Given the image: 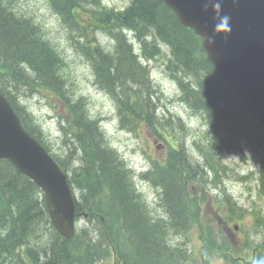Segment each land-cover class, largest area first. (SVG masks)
<instances>
[{
  "label": "trees",
  "instance_id": "1",
  "mask_svg": "<svg viewBox=\"0 0 264 264\" xmlns=\"http://www.w3.org/2000/svg\"><path fill=\"white\" fill-rule=\"evenodd\" d=\"M78 1L48 0L71 35L72 25L65 15L68 5L81 9ZM59 2L62 7L56 8ZM132 2L124 16L116 17H120L121 25L135 29L136 33L131 34L142 42L138 45L144 57L165 56L161 43L169 48L171 58L167 68L179 86L180 100L207 128L196 145L202 164L184 149L186 138H191V129L180 118L159 115L156 102L160 98L151 96L149 73L134 52L130 33L102 19V25L98 26L115 41L114 53L94 46L90 31L87 42L78 44L77 51L92 61L101 87L115 98L123 129L132 132L129 126L137 132L147 126L157 135H169L178 147L174 145L162 160H153L152 170L142 175L162 188L160 204L168 219L156 220L153 216L152 206L135 188L131 170L112 149L98 123L90 120L81 98L76 103H67L72 138L66 137L65 144L69 155L81 160L80 168L76 169L80 175L76 186L81 189V202L97 208L94 217L88 220L90 225L92 220V226L81 230L72 240L62 237L49 226L37 185L9 161L0 160V264H102L111 255L110 245L115 246L124 264H184L185 244H177L176 238L196 228L201 242L213 251L225 250L217 243L212 223L203 222L200 198L205 197L206 184H216V175L224 168L220 154L238 144L257 145L264 151V129L253 123L226 86L208 60L201 39L184 27L162 0ZM13 6L11 0H0V66L4 69L0 86L6 90L15 88L16 93L8 90V97L21 106L26 129L45 144L40 128L24 112L27 107L20 98L21 89L26 87L31 92L39 83L58 96L71 95L60 75L63 57L47 40L42 26ZM206 172L213 178L209 180ZM260 180V193L264 197V163ZM192 186H201V192H193ZM224 203L226 212L234 217V204L229 196ZM223 219L227 220L228 214ZM38 222L47 228L41 235L35 230ZM226 240L223 239V244ZM245 241L250 244L247 238ZM248 247L250 253L253 247Z\"/></svg>",
  "mask_w": 264,
  "mask_h": 264
},
{
  "label": "rangeland",
  "instance_id": "2",
  "mask_svg": "<svg viewBox=\"0 0 264 264\" xmlns=\"http://www.w3.org/2000/svg\"><path fill=\"white\" fill-rule=\"evenodd\" d=\"M11 1L18 12L32 17L43 27L46 38H48L59 50L63 57V74L66 79H68V90L73 92L75 97H83L87 100L90 114L93 117L105 120L103 125L112 147L118 151L137 175L150 170L151 166L147 153L153 157L161 156L165 148L164 143L158 141L155 147L148 132L145 131L146 129L140 130L138 133H128L121 129L119 118L117 117L116 102L108 92L99 89L98 86L95 85L96 76L90 63L85 61L76 52L77 48L72 44L73 41L69 38L68 31L64 28L58 15L52 11L48 2L45 6V0ZM105 3L109 7H123L126 0H105ZM99 39L104 49L113 50L114 44L106 35L100 34ZM151 67L153 71L152 79L161 91L159 113L169 116V110L175 118L181 117L186 122H190V126L192 127L190 135L192 139L188 142V146L192 148V154L195 157L197 153L193 148L195 146L194 141L203 136L206 129L202 119L196 114H193L188 106L182 104L180 101V90L177 84L166 74L162 65L160 63H152ZM21 91L23 95H20V98L23 104L27 106V109L35 116L42 126L47 135V140L51 146L52 152L62 158H66L63 145L61 140H59V127L62 126L63 122L60 121V123L58 121V112L48 103L49 93L39 89L29 92L26 87H22ZM254 157L258 159L257 156L251 154L249 151H246L244 154H241L239 151L234 154L224 155L223 161L228 166V171L226 172L227 174H221L217 179L221 183L220 188L222 190L225 189L229 195L235 198L238 205L246 210H251L254 206L258 208L262 206L258 198V165ZM195 159L199 162L197 156ZM200 161L203 162L202 157H200ZM77 162V158H75V162H68V165L70 167H76L78 166ZM250 173H253L254 176H250ZM70 175H72V172H69V176ZM243 176L248 177V179L241 180ZM136 184L145 198L152 203V211L157 216H166L165 210H163L159 201H157L159 196L156 187L142 181L139 177L136 178ZM218 192L220 191L218 190ZM76 193L79 196V192L77 191ZM208 194L209 198L216 196V194H214V189H211V191L209 190ZM211 205V203H206L204 207H211ZM235 222H239L241 230H236L234 234L228 235V241L236 248L234 252H239L245 248L240 244H237L236 247L235 241L242 242L241 240H243L244 237L243 231L249 232L252 220L251 217L248 216L243 221L239 219L235 220ZM234 224L231 225L232 229H234ZM44 228L47 229L44 224L38 222V227L35 230L37 234L41 235L44 232ZM187 239L188 237H183L179 239V241L183 242ZM189 239L190 243L196 245L198 238H196L195 235L190 236ZM252 240H254L253 236ZM176 241H178L177 238ZM44 242H46V240H44ZM261 242H263L262 236H260L259 242L256 243ZM260 251L264 253V248H259L258 252ZM252 258L253 256L248 255V262L251 261ZM106 260L107 259H105L102 264H105ZM205 262L207 261H201L202 264ZM108 264H112V258ZM216 264H221V262L217 261Z\"/></svg>",
  "mask_w": 264,
  "mask_h": 264
},
{
  "label": "water",
  "instance_id": "3",
  "mask_svg": "<svg viewBox=\"0 0 264 264\" xmlns=\"http://www.w3.org/2000/svg\"><path fill=\"white\" fill-rule=\"evenodd\" d=\"M166 2L178 9L181 2L191 7L195 5L193 1L188 3L185 0ZM216 2L219 0L200 3L199 12L195 14H200L202 20L196 27L207 37L204 45L211 59L218 66L226 64L228 69L221 67V72L231 90L243 105L264 122V57L258 56L257 51V35L262 34L264 41V18L259 19L261 31H258L259 26L247 25V31L242 30L235 37L234 22L231 21L227 30L216 31L219 21L213 7ZM240 40V45L236 44ZM233 60L239 61L235 71ZM5 108L7 110L0 107V158L9 159L46 191V202L54 225L65 237H73L75 209L70 193H67L69 187L66 178L59 177L57 166L45 157L43 151L38 153V144L23 130L19 119Z\"/></svg>",
  "mask_w": 264,
  "mask_h": 264
},
{
  "label": "bare ground",
  "instance_id": "4",
  "mask_svg": "<svg viewBox=\"0 0 264 264\" xmlns=\"http://www.w3.org/2000/svg\"><path fill=\"white\" fill-rule=\"evenodd\" d=\"M102 2H103V0H102ZM48 4H49V2H48ZM50 6V5H49ZM13 8H14V6H13ZM51 8V7H50ZM15 9V8H14ZM60 19V18H59ZM62 22V21H61ZM63 24V23H62ZM64 25V24H63ZM65 27V26H64ZM43 28V27H42ZM44 30V29H43ZM67 30V29H66ZM68 31V30H67ZM45 32V31H44ZM69 33V35H71L70 34V31L68 32ZM104 35H106L112 42H113V44H114V47H115V41L113 40V38L110 36V35H108V33L106 32V31H104V33H103ZM129 38H130V42L134 45V52H135V54L139 57V55H138V53H137V51L139 52V50H138V48L136 47V45H138V44H136L135 45V43L133 42V40L134 41H136L135 40V38H133V34H129ZM133 39V40H132ZM51 42V41H50ZM52 43V42H51ZM74 44V46L77 48V50H78V45L77 44H75V43H73ZM114 47H113V50L111 51V50H107V52L109 51V52H112V53H114ZM62 56V55H61ZM140 59V58H139ZM63 62V61H62ZM142 62V61H141ZM142 64H143V62H142ZM143 66H145L144 64H143ZM94 73H95V70H94ZM95 76H96V73H95ZM96 80H98V78H97V76H96ZM101 85V84H100ZM33 89V88H32ZM102 90H105L106 91V89H104V88H101ZM180 90V89H179ZM33 91H34V89H33ZM70 91V90H69ZM106 92H108V91H106ZM111 95V94H110ZM67 96L68 97H70V98H72V95H70V94H67ZM112 96V98L114 99V101L116 102V100H115V98L113 97V95H111ZM180 96H181V94H180ZM181 101V100H180ZM74 103H76V102H74ZM182 104H183V102H182ZM24 105V104H23ZM183 105H185V104H183ZM24 106H26V105H24ZM27 107V106H26ZM116 107H118V104H117V102H116ZM27 111H28V109H27ZM194 114V113H193ZM198 116V115H197ZM166 117H174L171 113H169V116H166ZM162 118V117H161ZM90 120H92V121H94V120H100V121H105L104 119H99V118H95V117H93L92 115H90ZM60 122V121H59ZM61 123V122H60ZM62 125H64V123L62 124ZM126 126H127V123H126ZM130 130H132V132L131 131H129V130H127V132L128 133H136L134 130H135V128H132V127H129V126H127ZM107 140V139H106ZM108 144V143H107ZM244 146H247V144H244ZM80 156V155H79ZM77 163H78V166H76V169H79L80 167V164H79V162H81V160H79V158H77ZM222 164V163H221ZM222 166L224 167L220 172H219V174L218 175H216V178H215V180L217 181V183L215 184V185H221V183H220V181H218L217 179H218V177L221 175V174H227L226 172L228 171V169H227V167L228 166H225L224 164H222ZM203 174V173H202ZM201 174V175H202ZM206 174L207 175H209V174H211V173H207L206 172ZM205 174V177L207 176ZM79 174H77V172L75 171V185H77L76 183L77 182H79ZM200 176V175H199ZM204 178V177H203ZM213 177H210V175H209V180L210 179H212ZM207 181V180H206ZM135 185V184H134ZM211 185V184H210ZM206 186H207V184H206ZM209 186V185H208ZM154 187H156V189L157 190H159V195H160V197L162 196V192H163V190H162V188L160 187V186H154ZM135 188H136V190H137V187L135 186ZM260 190H261V180H260V184H259V186H258V192H259V197H262V195H261V193H260ZM144 199H146L145 197H143ZM147 200V199H146ZM81 201H82V198H81ZM148 201V203L152 206V203L151 202H149V200H147ZM159 204H160V199H159ZM160 206H161V204H160ZM162 207V206H161ZM164 210V209H163ZM153 213V216L154 217H157V219L156 220H163V219H166V221H167V217L166 216H157L154 212H152ZM166 214V213H165ZM240 218L238 217V214L237 213H235V216L233 217V216H231L230 214H228V220L230 221V222H235V220H239ZM102 220H103V218H102ZM169 221V220H168ZM89 225H90V222H89ZM90 226H92V220H91V225ZM112 245H110V247H111ZM19 247V246H18ZM17 247V248H18ZM21 247V246H20ZM19 247V248H20ZM259 248H264V247H258L257 249L259 250ZM21 249V248H20ZM19 253V252H18ZM259 253H261L262 255H264V253L262 252V251H260ZM21 254V253H20ZM12 255V254H11ZM14 257V256H13ZM3 259H5V258H3ZM9 262H10V260H9ZM12 262V261H11ZM17 263V262H16ZM205 263H207V262H205ZM205 263H203V264H205ZM185 264V263H184Z\"/></svg>",
  "mask_w": 264,
  "mask_h": 264
},
{
  "label": "clouds",
  "instance_id": "5",
  "mask_svg": "<svg viewBox=\"0 0 264 264\" xmlns=\"http://www.w3.org/2000/svg\"><path fill=\"white\" fill-rule=\"evenodd\" d=\"M215 11L217 14H219V11H220V3L219 2H216L214 5H213ZM229 28V17L228 16H222L219 18V21L216 25V31H222V30H227ZM214 41H210V43H212Z\"/></svg>",
  "mask_w": 264,
  "mask_h": 264
}]
</instances>
